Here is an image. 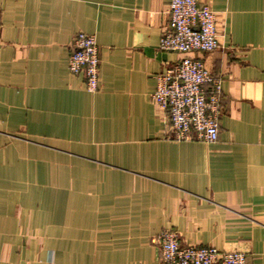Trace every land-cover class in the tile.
Returning <instances> with one entry per match:
<instances>
[{"label":"crops","instance_id":"1","mask_svg":"<svg viewBox=\"0 0 264 264\" xmlns=\"http://www.w3.org/2000/svg\"><path fill=\"white\" fill-rule=\"evenodd\" d=\"M171 0H0V264H159L156 237L264 264V0H199L219 47V139L176 141L152 102L185 55ZM99 47L98 91L68 59ZM207 91L211 85L206 86Z\"/></svg>","mask_w":264,"mask_h":264},{"label":"built area","instance_id":"2","mask_svg":"<svg viewBox=\"0 0 264 264\" xmlns=\"http://www.w3.org/2000/svg\"><path fill=\"white\" fill-rule=\"evenodd\" d=\"M166 14L159 49L185 56L157 77L152 102L167 114L174 140L215 143L220 134L222 81L191 55L219 47L216 13L199 0H171ZM68 67L73 74L85 75L89 93L98 91L100 57L95 36L79 33L75 37ZM155 244L159 264H248L244 252L184 246L177 231L161 232Z\"/></svg>","mask_w":264,"mask_h":264}]
</instances>
